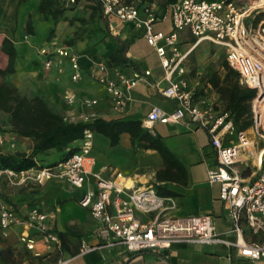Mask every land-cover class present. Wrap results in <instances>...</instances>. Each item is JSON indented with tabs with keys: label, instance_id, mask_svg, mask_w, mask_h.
I'll return each mask as SVG.
<instances>
[{
	"label": "crops",
	"instance_id": "obj_1",
	"mask_svg": "<svg viewBox=\"0 0 264 264\" xmlns=\"http://www.w3.org/2000/svg\"><path fill=\"white\" fill-rule=\"evenodd\" d=\"M39 1L0 0V69H4L8 63V56L1 49L2 41L7 37L14 44L17 54L13 72L4 76L3 80L13 85L20 95L43 98L54 112L67 121L130 118L142 122L153 106L167 112L174 108L175 102L160 93V88L166 84L162 79L163 71L154 49L146 42L142 28L120 21L115 16L103 15L100 7L88 0H80L56 20L45 18L38 10ZM156 12H161L159 6ZM28 18L31 20L32 33L26 31ZM154 29L163 32L172 30L170 9L165 10V17L154 24ZM194 42L195 38L187 30L179 33L178 48L181 52L187 51ZM53 43L78 54L81 73L78 81L74 82L70 78L72 69L67 56L60 57V64L54 61L50 67H44V57L39 51L41 48L51 49ZM121 43L125 45L128 61L110 64L108 56ZM211 44L216 45L201 40L188 53L185 64L191 83L198 80L197 74L206 75L208 72L202 59L193 63L196 68L193 70L191 54L198 46L206 48ZM98 59L111 67H117L127 77L144 75V80L138 81L130 89L129 98L120 112L112 109L103 85L89 75L94 61ZM145 71H149V74L145 75ZM215 71L216 68L209 77ZM207 86L210 88L209 83ZM200 90L197 87L198 94H201ZM65 95H71L73 101L67 103ZM86 99L96 102L86 106L83 102ZM151 133L163 139L186 173L183 178L166 182V188L174 194L163 196L173 197L177 205L172 213L179 216L210 214L217 231L227 238H233V234L228 232L226 205L218 198L219 184L210 183L207 179L208 169L216 165L215 149L208 133L186 121H157ZM14 139L18 151H30L32 141L24 138L30 146L25 149L16 135ZM78 142L72 145L77 146ZM51 152L50 149L41 155L49 154L54 158L51 163H55L59 156ZM90 154L95 160L94 171L103 178H109L114 170L121 171L125 175L123 182L127 187L154 186L158 183L155 173L163 166L156 150L136 148L126 132L120 134L115 145H111L103 134L93 132ZM36 160L42 162L38 155ZM102 166L107 168L102 169ZM244 171L247 172L246 179L253 177L251 168ZM87 188H94L92 177L82 187H74L64 179L13 186L0 178L2 200L21 216H25L33 206L38 207L46 214L45 224L57 234L60 241L59 246L54 245L48 250L41 236L30 229L34 247L28 249L20 240L22 225L14 224L5 232L0 229V264H264V259L238 257L233 247L221 243L181 242L159 252L141 253H132L119 242L108 243L98 233V221L91 216L88 208L78 203ZM140 217L146 218V215ZM244 236L246 239L264 240V235L252 236L248 231ZM82 244L91 248L82 251ZM4 249H10L8 263H4L1 257Z\"/></svg>",
	"mask_w": 264,
	"mask_h": 264
},
{
	"label": "built area",
	"instance_id": "obj_2",
	"mask_svg": "<svg viewBox=\"0 0 264 264\" xmlns=\"http://www.w3.org/2000/svg\"><path fill=\"white\" fill-rule=\"evenodd\" d=\"M65 6H75L78 0H62ZM105 16H115L120 21L142 28L148 45L159 60L166 82L160 88L163 97L175 102L167 112L153 106L142 121V126L153 131L154 123L186 121L204 129L215 149L216 165L207 171L210 183L219 184L218 198L227 208L228 232L233 238L220 234L210 214L179 216L172 213L176 208L173 197L157 193L151 184L127 187L125 175L114 170L109 178H103L93 170L95 160L90 152L93 131L84 129L78 145L65 159L55 164H36L16 171L0 166V178L13 186L41 183L50 179H64L74 187H82L93 178L94 188H87L78 203L89 209L99 223L98 233L106 242H119L132 253L159 252L175 243H221L233 247L241 258L264 259V240L245 238L264 235V2L248 11V5L237 0H177L169 5L172 30H155L154 24L165 17L156 12L157 1L148 0H94ZM187 30L195 42L185 52L178 48L179 33ZM201 40H208L224 47L225 59L239 75V83L254 89L251 100L252 123L249 128L237 130L229 111L219 109L215 101L198 94L199 80L192 83L188 78L186 58ZM44 67L48 68L60 57L67 56L71 65L72 81L80 79L78 54L53 43L51 49L41 48ZM58 56V58H56ZM149 71H145V75ZM89 75L103 85L113 110H123L130 89L144 75H123L117 67L102 60H95ZM67 103L73 101L65 95ZM86 106L96 101L86 99ZM80 121H89L82 119ZM0 126V151H17L14 133ZM255 153H254V152ZM249 160H251L250 163ZM102 166V169H106ZM251 168L253 177L246 179L244 170ZM146 215V218H141ZM46 214L33 206L25 216L19 215L1 198L0 229L5 232L14 224L23 226L20 240L33 249L34 239L29 230L34 229L50 250L60 241L56 233L45 224ZM91 247L82 244V251Z\"/></svg>",
	"mask_w": 264,
	"mask_h": 264
},
{
	"label": "trees",
	"instance_id": "obj_3",
	"mask_svg": "<svg viewBox=\"0 0 264 264\" xmlns=\"http://www.w3.org/2000/svg\"><path fill=\"white\" fill-rule=\"evenodd\" d=\"M88 1L99 7L94 0ZM145 1L148 0H142V2ZM156 1L159 9H161L160 14H162L169 5L177 0ZM73 7L65 6L62 0H40L38 10L45 18L51 17L56 20L64 11ZM26 31L29 33L33 32L30 18H28L26 23ZM1 49L7 54L8 63L4 69H0V117L1 114L7 115L6 125L0 124V126L15 135L29 138L32 141V147L29 152L18 150L15 152L0 151L1 167H9L19 171L41 164L36 160V156L50 149H55L59 153V160L55 161L57 163L75 150L76 146H73L72 143L82 137L86 128L106 136L111 145H115L119 140L120 134L126 132L136 148L153 149L159 153L163 166L155 173V179L158 183L154 186L160 195L174 194L166 188V182L175 180L178 177L183 178L186 173L181 163L159 135H153L137 119L114 118L107 120L96 118L92 121L65 120L62 115L54 112L43 98L39 96L32 98L22 96L13 85L3 80L4 76L13 72V64L17 52L14 44L7 37L3 39ZM127 61L124 43H121L108 56L110 64H123ZM222 68L224 70L222 77L217 72H214L207 79V82L218 91L223 101L222 107L216 102L215 104L219 109L230 112L237 130L247 129L252 123L251 100L256 92L254 89L239 83L238 73L229 67L226 59L222 62ZM160 182L164 183L161 184ZM9 254L10 249L1 251L4 263H8Z\"/></svg>",
	"mask_w": 264,
	"mask_h": 264
},
{
	"label": "rangeland",
	"instance_id": "obj_4",
	"mask_svg": "<svg viewBox=\"0 0 264 264\" xmlns=\"http://www.w3.org/2000/svg\"><path fill=\"white\" fill-rule=\"evenodd\" d=\"M249 2H250V0H237V3L239 5H246ZM215 52H216V55H214ZM190 59H191V67L192 68L194 67L193 63H195V61L197 59H202V61L206 64L205 69L208 71L207 74L206 75H201V73L197 74L198 80H199L198 88L201 89L200 90L201 95L208 96L209 98L214 100L216 103H218L222 107L223 101L220 98L218 91L216 89H214L211 85H210V88H208L207 79H208L210 73L213 71L214 68H216L215 72H217L222 77V75L224 73V70L222 68V62H223V60H225L224 47L219 46V45L214 46L211 44L210 46H206V48H203L200 45L193 51ZM195 69L196 68L194 67L193 70H195ZM6 120H7V115L1 114L0 124L6 125ZM16 136H17V140L22 144V147H24L25 149H28V147H30L28 144L29 142L27 141L29 138H27V140H26V139H24V137H20L18 135H16ZM29 140L31 141V139H29ZM51 151H52L51 153H56V155L59 156V153L55 149H51ZM38 157H39L40 161H42L41 164H43V165L50 164L51 161L54 159L53 157H50L49 154L41 155V153H40V154H38ZM250 162H251V160H249L248 163H250ZM246 173L247 172L244 171L245 175H246Z\"/></svg>",
	"mask_w": 264,
	"mask_h": 264
},
{
	"label": "bare ground",
	"instance_id": "obj_5",
	"mask_svg": "<svg viewBox=\"0 0 264 264\" xmlns=\"http://www.w3.org/2000/svg\"><path fill=\"white\" fill-rule=\"evenodd\" d=\"M260 1L264 2V0H250L249 5H248L249 7L248 11H251L252 9L256 8L258 5H260Z\"/></svg>",
	"mask_w": 264,
	"mask_h": 264
}]
</instances>
